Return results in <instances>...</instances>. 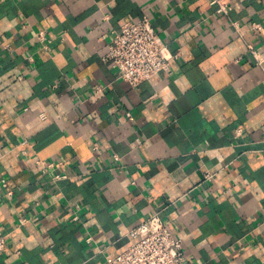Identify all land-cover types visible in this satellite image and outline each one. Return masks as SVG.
I'll return each mask as SVG.
<instances>
[{
	"label": "crops",
	"instance_id": "1",
	"mask_svg": "<svg viewBox=\"0 0 264 264\" xmlns=\"http://www.w3.org/2000/svg\"><path fill=\"white\" fill-rule=\"evenodd\" d=\"M211 2L0 0V264H107L155 212L192 264H264V71L247 47L264 53V0ZM144 15L180 56L133 86L102 57Z\"/></svg>",
	"mask_w": 264,
	"mask_h": 264
},
{
	"label": "built area",
	"instance_id": "2",
	"mask_svg": "<svg viewBox=\"0 0 264 264\" xmlns=\"http://www.w3.org/2000/svg\"><path fill=\"white\" fill-rule=\"evenodd\" d=\"M211 3L217 5L218 13L227 16L233 9L231 0H212ZM232 24L237 30L240 29L238 23ZM249 26L255 34L264 32V24L261 22L254 21ZM37 38L46 45L51 41L44 30L37 33ZM247 47L255 64L264 71V53L251 42H248ZM179 56V52L174 53L168 48L150 18L144 15L138 20L127 21L113 32L108 51L102 59L118 70L121 79L137 86L157 73H171L172 60ZM243 132L239 128L236 135L240 136ZM115 158L119 160L118 155ZM37 165L48 171L53 163L38 160ZM214 176L209 171L204 174L205 180H211ZM78 219L79 214L76 213L73 220ZM25 220L21 218V222ZM129 235L132 239L129 247L108 260L107 264H192L185 253L182 239L168 228L159 212L132 229ZM7 237V233L0 231V252L8 249Z\"/></svg>",
	"mask_w": 264,
	"mask_h": 264
}]
</instances>
